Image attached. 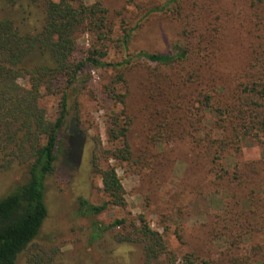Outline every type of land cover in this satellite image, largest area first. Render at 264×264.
Returning a JSON list of instances; mask_svg holds the SVG:
<instances>
[{
    "label": "trees",
    "instance_id": "trees-1",
    "mask_svg": "<svg viewBox=\"0 0 264 264\" xmlns=\"http://www.w3.org/2000/svg\"><path fill=\"white\" fill-rule=\"evenodd\" d=\"M134 2L125 0L114 12L101 0H0V171L21 172L0 198V264H19L35 250L50 216L47 183L60 157L101 179L106 201L95 205L80 194L72 211L77 219H91L92 242L109 235L117 250L140 248L144 264L166 259L176 264L164 235L144 215L108 224L93 218L128 206L111 161L125 175L150 178L164 158L158 191L165 185L167 164L168 171L175 169L172 155L181 162L188 154L189 172L199 169L219 182L201 190L199 200L208 203L198 215L204 236H195L184 264H197L199 258L202 264L262 263L256 259L264 243L249 247L245 237L264 233V198L253 188L230 205L221 193L230 180H238L239 187L247 181L239 164L234 174L224 164L226 154L243 153L244 141L261 144L264 162V0ZM130 6L137 11L127 21ZM158 14L177 23V43L166 52L135 50L139 29ZM83 36L90 38L86 50L79 47ZM230 44L236 49L233 59L224 53ZM91 69L111 71L110 99L122 109L107 132L110 149L99 138H87L79 119L67 126L71 93ZM121 84L124 93L117 91ZM59 92L58 114L51 120L41 100ZM248 169L255 176L264 172L256 163ZM241 202H249L248 209ZM209 240L226 248L220 246L219 255ZM209 252L213 256L203 259L202 253ZM32 253L29 263L42 264L45 252Z\"/></svg>",
    "mask_w": 264,
    "mask_h": 264
},
{
    "label": "rangeland",
    "instance_id": "rangeland-1",
    "mask_svg": "<svg viewBox=\"0 0 264 264\" xmlns=\"http://www.w3.org/2000/svg\"><path fill=\"white\" fill-rule=\"evenodd\" d=\"M83 1L94 3L96 0ZM101 1L115 12L122 10L125 0ZM151 1L155 4L166 2V0H135L134 3H149ZM136 11L135 7L130 6L126 20L129 21V17L132 18ZM126 16L124 15V17ZM115 20L120 22L121 18H115ZM148 20L135 36L133 48L152 52L170 51L179 39L177 23L170 16L160 14L154 15ZM89 40L88 36H83L79 40V47L86 50L90 46ZM226 48L224 53L229 57L236 51L232 44ZM112 52L113 56L114 49ZM231 58L233 59V57ZM110 74L111 71L102 69H91L84 74L76 86V90L71 93L70 116L67 123L68 126L70 122L79 119L87 138L90 140L99 138L106 149L112 147L107 134L111 120L117 115L116 113H120L122 110L121 106L110 99L108 90L111 81ZM21 83L25 85V82L21 81ZM125 90H127L126 85L117 86L118 92L124 93ZM130 91L135 93L131 88ZM60 98L59 92L50 96L46 95L41 100V105L46 109L51 120L57 117ZM132 101L136 102L135 97ZM67 126L61 133V138L68 132ZM138 138L139 135H135V139L138 140ZM242 146L243 153L240 156L235 153L226 154L224 159V164L231 174H234L236 165L239 164L240 173L247 178L245 185L241 187H239V181L233 179L227 182L228 189L223 188L221 196L226 204L230 205L235 204L237 200L240 202L242 196L248 197L252 194L253 188L256 189L260 197L264 198V172L255 176L256 174H249L248 169V165L251 163H256L260 169L263 168L264 162H260L262 159L261 144L256 140L248 139L242 143ZM85 154L86 150L84 156H81L84 167L87 166L85 158L87 155ZM171 160L177 162H175V169L168 171L169 163L167 164L165 171L167 179L165 185L158 191L157 184L162 176L158 169L160 167L164 169L166 164L164 158L161 163H155L156 171L150 178L145 173H142L145 177L139 174L125 175L119 163L111 161V164L117 168V173L127 191L128 206L125 209L110 208L93 219L102 224H108L117 218L135 219L144 215L152 228L164 235L170 250L176 254V264H184L183 258L193 252L195 247L197 239L195 236H204L198 215L202 207L203 211L205 210L208 203L199 200L202 197L201 190L219 181L215 175H208L207 172H202L199 169L193 168L196 172H189L190 163L193 167L189 154L181 162L176 158V155H172ZM82 170L70 164L66 158H59L57 170L47 183L48 200L51 206L50 216L40 238L32 247L35 248L32 252H45L42 254L45 258L42 264H144L140 248L128 247V250H117V245L113 243L109 235L102 239L101 243L92 242L91 219H77L72 215V211L76 207L75 201L80 194H86L85 196L95 205H100L107 199L102 192L100 177L86 172L85 174ZM20 177L21 172L4 173L0 171V198L18 183ZM198 186H200V190L196 188ZM236 187H238V191ZM232 194L235 195V199H231ZM241 203L244 205V209H248L249 202ZM209 242L213 247L215 246L214 249L217 253L220 252V246H224L220 241L209 240ZM245 242L249 247L257 242L262 244L264 243V233L246 236ZM225 248L226 246L223 249ZM32 252L29 253V256ZM209 254L210 252L202 253V258L206 259L207 256H211ZM215 255L219 256L220 253ZM29 256L24 254L19 264H30L29 260L32 257ZM256 261L262 263L255 264H264V253ZM160 264L172 263L166 259ZM197 264H202L201 258Z\"/></svg>",
    "mask_w": 264,
    "mask_h": 264
}]
</instances>
